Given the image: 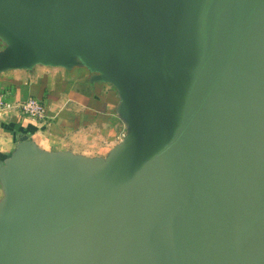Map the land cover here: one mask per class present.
<instances>
[{
	"label": "water",
	"instance_id": "obj_1",
	"mask_svg": "<svg viewBox=\"0 0 264 264\" xmlns=\"http://www.w3.org/2000/svg\"><path fill=\"white\" fill-rule=\"evenodd\" d=\"M47 1L54 26L22 22V45L75 48L57 32L75 23L109 43L138 126L107 160L36 157L81 160L91 204L41 244L69 248L55 264H264V0H70L65 21Z\"/></svg>",
	"mask_w": 264,
	"mask_h": 264
},
{
	"label": "rangeland",
	"instance_id": "obj_2",
	"mask_svg": "<svg viewBox=\"0 0 264 264\" xmlns=\"http://www.w3.org/2000/svg\"><path fill=\"white\" fill-rule=\"evenodd\" d=\"M21 1L25 5L27 4L28 9L22 7L23 4L17 0H0V42L2 38L6 37L7 32L12 33L16 29L22 31L20 27L22 22L29 21L32 24L41 22L40 30L43 32H48V29L54 26V24L50 25L54 21V17L50 21V16L40 9L48 7L47 0L40 8L36 5L35 0ZM79 2L83 1L79 0ZM68 3L70 0H59L57 13H61L62 21L69 18L66 9H64ZM56 21L55 23H57ZM91 29L97 30V28ZM58 30L57 32L62 36L60 44L74 45L73 47L86 54L92 64L103 69L101 58L99 59V56H102L111 68L118 71H121L119 68H122L123 73L126 71L125 61L119 60L117 57V61L114 62L113 57L110 56L109 43L90 31L88 32L87 28L83 29L75 23V26L74 24L61 25ZM105 74L108 79H114L118 85L121 103L115 108L113 116L114 126L111 130L114 132H108L112 136L113 144L107 148V153L101 157V160L111 158L113 153L125 144V139L133 136L134 132L138 130L133 115L136 104L132 101V110L130 102L127 101L132 96L131 90L118 77L110 76L107 71ZM115 120L119 123H116ZM108 129L110 128L108 127ZM21 151L20 155L10 157L4 171L0 173V195L3 191L7 196L8 193L10 194L7 204H3V207L0 206V264H13L8 261L10 259L14 263L18 261L17 264H55L59 253L67 254L70 251L69 248L49 251V248H43L41 244L51 236L54 238L66 236L63 232L73 230L91 207L88 200H78L77 202L75 200L76 195L81 194L83 190L76 182L78 172H81V160L48 159L42 161L45 162L44 164L36 165L37 156L31 148L26 147ZM48 178L52 180H47ZM102 191L100 189L94 193L101 194ZM22 244H27V246ZM59 244L60 248L58 249H63L65 245Z\"/></svg>",
	"mask_w": 264,
	"mask_h": 264
},
{
	"label": "crops",
	"instance_id": "obj_3",
	"mask_svg": "<svg viewBox=\"0 0 264 264\" xmlns=\"http://www.w3.org/2000/svg\"><path fill=\"white\" fill-rule=\"evenodd\" d=\"M23 35L16 29L1 39L0 91L13 101L40 99L47 118L0 112V173L26 147L42 158L102 159L113 144L108 132H114L113 116L121 103L115 80L72 47L47 59L32 57L22 45ZM9 198L3 191L0 206Z\"/></svg>",
	"mask_w": 264,
	"mask_h": 264
},
{
	"label": "built area",
	"instance_id": "obj_4",
	"mask_svg": "<svg viewBox=\"0 0 264 264\" xmlns=\"http://www.w3.org/2000/svg\"><path fill=\"white\" fill-rule=\"evenodd\" d=\"M17 111L23 116L43 120L47 118V108L45 104L37 98L28 97L26 99L13 101L7 97L5 92L0 91V112Z\"/></svg>",
	"mask_w": 264,
	"mask_h": 264
}]
</instances>
